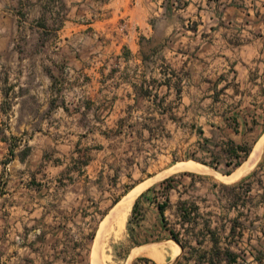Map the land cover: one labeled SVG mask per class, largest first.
Listing matches in <instances>:
<instances>
[{"label":"crops","instance_id":"crops-1","mask_svg":"<svg viewBox=\"0 0 264 264\" xmlns=\"http://www.w3.org/2000/svg\"><path fill=\"white\" fill-rule=\"evenodd\" d=\"M32 3L24 19H1L56 36L15 65L23 94L8 132L34 139L26 158L12 149L6 167L0 264H89L114 200L104 188L110 131L176 136L178 149L190 146L214 169L240 167L262 144L253 169L233 182L192 171L142 192L122 263L155 246L162 260L143 251L130 264H264V0ZM60 86L78 94H53Z\"/></svg>","mask_w":264,"mask_h":264},{"label":"rangeland","instance_id":"rangeland-1","mask_svg":"<svg viewBox=\"0 0 264 264\" xmlns=\"http://www.w3.org/2000/svg\"><path fill=\"white\" fill-rule=\"evenodd\" d=\"M2 2H4V6H2ZM32 5V0H0V99L1 97H6L4 104L0 102V191L4 190L6 187L2 182L12 174L10 170L6 169L8 165L14 163L15 157H12V149L14 150V154L26 158L28 154H30V151L26 150V145L31 139H34V137H30L29 135L10 134L8 132L16 125V122L11 120L10 116L13 115L11 110L14 106V98L17 94H23L22 90L15 88L18 86V82L14 79L17 70L15 65H17L18 61L19 65H21L25 62V59L32 58L31 52L33 48L48 47L49 39H53L56 36L43 33L42 35L33 36L31 32L24 34L25 31L22 24L18 22L9 24L7 20L4 21V24L1 22L2 17L7 18L9 14L18 17V19H24L28 16L27 14H32L34 10ZM41 13V18L45 19L48 23L45 25V28L48 29L51 27L48 8ZM67 89L68 88L64 86H60L52 91L53 94L57 93V96L78 94L76 89H73V91ZM47 95L48 89L42 87L41 96ZM105 143L104 188L106 193L113 194L114 200L118 199L119 201L136 185L170 168V166L184 160H196L192 158V155L199 159H203L200 154L195 155L192 148L188 150L190 146L186 148L187 150L182 147L178 149L176 136L167 137V139L164 140V137L152 136L145 138L143 136L128 134L116 135L114 132L110 131L109 136H106ZM45 144H47V141ZM47 154L53 155L54 153L48 151ZM41 167L42 165L34 170L37 177H44V175H46ZM236 169V167H221L220 169L214 170L226 174L227 171L234 172ZM20 170H22L25 175L30 174L32 171L31 169H27V167ZM189 172L192 171H178L167 177L156 180L142 192L150 191L157 187H166L164 183H166L165 181H167L168 178ZM49 173H51V171H49ZM199 174L211 177L215 176V174L212 173ZM114 200L111 205L106 207L105 217L119 202L115 203ZM131 212L132 209L126 221V228L121 236L119 238L109 236V238H107L108 240L106 239L103 255V257L105 256V264H124V262L122 263V258H125L129 251L126 234ZM131 257H133V254L130 258ZM89 264H95L92 254Z\"/></svg>","mask_w":264,"mask_h":264},{"label":"bare ground","instance_id":"bare-ground-1","mask_svg":"<svg viewBox=\"0 0 264 264\" xmlns=\"http://www.w3.org/2000/svg\"><path fill=\"white\" fill-rule=\"evenodd\" d=\"M261 153H262V144H259L254 149L249 159L245 161L240 167H238L233 173L229 175L221 174L217 170H214L211 167L192 159V160L180 161L174 164L173 166H170V168L162 171L161 173L149 178L148 180L139 183L134 188H132L126 195L123 196V198L116 204V206L107 214V216L102 221L101 226L95 237L93 249L91 253L94 263L95 264H105L104 262L105 256L103 257V255H104V246H105L106 239L109 238V236H114L115 238H119L121 236L122 232L126 228V221L128 219L129 213L137 197L140 195V193L144 189H146L149 185L154 183L156 180L167 177L178 171L188 170V171H194V172H199V173H212L225 181L233 182L234 180L247 175L253 169L257 161H259ZM174 248L176 251L177 246L174 245ZM143 251H148L150 255H153L159 260H162L161 254L156 250L155 246L141 247V248L135 249L132 254L134 256L135 254L139 252H143ZM131 258H129L126 264H130Z\"/></svg>","mask_w":264,"mask_h":264},{"label":"trees","instance_id":"trees-1","mask_svg":"<svg viewBox=\"0 0 264 264\" xmlns=\"http://www.w3.org/2000/svg\"><path fill=\"white\" fill-rule=\"evenodd\" d=\"M192 158L197 159V158H196L195 156H193V155H192ZM198 162H199V161H198ZM200 163H201V162H200ZM240 163H241L240 161L237 162V164H240ZM227 173H231V171H227ZM172 178H173V177H172ZM172 178H168L167 181H165L166 183H164V184H167L168 181H170ZM116 202H118V199L115 200V203H116ZM136 206H137V204H135V205L133 206V207H134V210L136 209ZM161 208H163V207H161ZM173 237H174L176 240H178V236H177L175 233H173Z\"/></svg>","mask_w":264,"mask_h":264}]
</instances>
